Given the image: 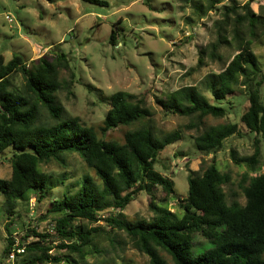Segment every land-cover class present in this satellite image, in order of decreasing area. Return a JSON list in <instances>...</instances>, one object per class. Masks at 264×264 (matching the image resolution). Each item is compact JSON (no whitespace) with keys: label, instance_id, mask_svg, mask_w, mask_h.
Segmentation results:
<instances>
[{"label":"trees","instance_id":"1","mask_svg":"<svg viewBox=\"0 0 264 264\" xmlns=\"http://www.w3.org/2000/svg\"><path fill=\"white\" fill-rule=\"evenodd\" d=\"M79 1L107 5L101 0ZM244 1L243 15L237 14L235 5L224 6L216 41L199 51V68L208 52L211 59L219 60L221 47H233L237 52L220 73L209 77L207 84L214 103L222 101L226 107L209 102L195 86H184L156 100L163 115L195 118L196 123L189 127H197L209 116L224 118L235 108L232 99L245 97L248 106L238 123L209 126L193 138L197 152L209 155L219 152L228 138L239 135L240 127L253 135L252 156L230 153L235 165L249 169L239 184L244 203L234 195L228 201L224 187L230 185V176L221 173L214 163L197 171L189 169L187 192L177 195L172 179L156 171L155 166L161 153L181 140V134L174 131L157 135L150 125L153 113L145 99L124 91L112 94L99 136L78 118L62 116L55 94L61 88L60 72L68 68L63 53L55 58L44 55L30 65L18 55L5 63L0 55V156L10 147L14 150L9 159L10 178L0 179V196L8 213L14 215L12 209L17 202L28 206L31 196L37 203L45 199L50 177L39 168L50 163L65 166L66 156H78L99 181L85 176L75 193L52 201L46 210L62 216L55 221L54 229L61 241L58 250L65 254H50L51 235L32 229L23 239L35 237L38 241L25 245V253L18 256L16 264H84L92 254L89 246L94 235L106 229L124 233L132 246L148 257V264H167L162 253L173 264H264V172L257 174L259 146H264L263 78L252 48V40L258 37L254 25L260 18L250 8L257 0ZM232 15H237L235 21ZM245 21L249 24L247 31L240 27ZM115 39L113 30L110 44L116 46ZM15 74L24 79L21 87L13 84ZM139 122L145 123L127 131L121 143L105 138L109 131ZM142 192L149 198L152 218L130 222L123 211ZM170 199L176 200L180 215L167 208ZM103 213L109 215L103 217ZM83 222H100L103 226L87 228ZM195 234L208 242L198 255L193 253ZM14 245L9 232L0 260Z\"/></svg>","mask_w":264,"mask_h":264},{"label":"rangeland","instance_id":"2","mask_svg":"<svg viewBox=\"0 0 264 264\" xmlns=\"http://www.w3.org/2000/svg\"><path fill=\"white\" fill-rule=\"evenodd\" d=\"M101 1L107 5L97 6L79 0H0V55L5 63L18 55L30 65V62L44 55L55 58V55L63 53L68 68L61 70V88L55 94L62 116L78 118L83 125L93 127L99 136V129L110 108L108 98L112 94L124 91L138 99H145L153 113L150 125L157 135L174 131L181 134V140L165 149L155 166L156 171L172 179L177 195L182 196L187 192L189 169L197 171L201 166L205 169L214 163L221 173L230 176V185L224 187L228 201L234 195L244 203L239 184L249 169L246 165H235L230 153L234 151L238 157L252 156L253 135L240 127L239 135L228 138L219 152L209 155L197 152L193 138L206 127L238 123L248 106L245 97H234L232 102L235 108L224 118L209 116L197 127H189L196 123L195 118L163 115L156 100L165 99L170 92L184 86H195L209 102L226 107L222 101L214 103L207 84L209 77L220 73L237 52L233 47H221L217 53L220 60L211 59L208 52L204 65L199 68V51L216 41L217 24L223 19L224 6L235 5L237 14L243 15L245 1ZM250 8L260 18L254 25L258 37L252 40V48L262 68L260 94L264 97V0H257ZM231 18L235 21L237 15ZM240 27L247 31L249 24L245 21ZM113 30L116 31V46L109 42ZM246 37L250 38L248 33ZM12 79L16 87L24 84L20 74H15ZM144 123L116 128L107 132L105 138L121 143L127 131L141 127ZM259 149L257 174H262L264 146L261 144ZM13 152L10 147L0 156V179L10 178L9 159ZM65 160V166L56 163L40 166V171L50 177L49 192L40 203L31 196L28 206L17 202L12 209L14 215H10L4 197L0 196V257L9 232L15 244L27 245L38 241L35 237L23 239L32 229L51 235L53 250L50 254H65L58 250L61 241L54 229L55 221L62 216L48 214L46 210L52 201L75 193L85 176L99 182L94 172L78 156H66ZM61 180L63 184H60ZM148 204L149 198L144 192L135 195L123 211L126 219L130 222L150 220L152 213ZM166 205L172 212L181 214L175 199L168 200ZM108 215L103 213V217ZM82 224L87 228L103 226L100 222ZM106 231L94 235L89 246L92 254L85 259L84 264H148V257L139 253L124 233ZM193 241L194 255H198L208 245L200 234L193 235ZM161 255L167 264H173L170 257L163 253ZM0 262L16 264V260L14 263L7 262V257Z\"/></svg>","mask_w":264,"mask_h":264},{"label":"built area","instance_id":"3","mask_svg":"<svg viewBox=\"0 0 264 264\" xmlns=\"http://www.w3.org/2000/svg\"><path fill=\"white\" fill-rule=\"evenodd\" d=\"M7 21L10 23L11 20L7 17ZM25 253V245L20 246L19 244H15L11 249L9 254L7 255V262L14 263V261Z\"/></svg>","mask_w":264,"mask_h":264}]
</instances>
